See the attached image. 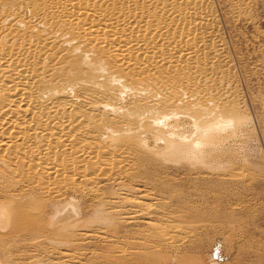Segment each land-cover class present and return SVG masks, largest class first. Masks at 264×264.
<instances>
[{
  "label": "bare ground",
  "instance_id": "6f19581e",
  "mask_svg": "<svg viewBox=\"0 0 264 264\" xmlns=\"http://www.w3.org/2000/svg\"><path fill=\"white\" fill-rule=\"evenodd\" d=\"M205 1L0 0V264H42L44 258L38 254L47 242L67 248L82 240L80 231L74 240L67 235L84 223L78 220L83 212L61 187L65 181L76 185L82 178L91 180V173L84 170L85 158L97 162V153L102 162L94 163L95 173L123 177L128 170L121 153L142 155L152 149L145 151V142L142 147L141 141L136 142L147 132L145 127L155 126L168 134L164 138L169 151L182 150L202 164L212 157L208 149L223 140L219 134L226 127L228 131L232 115L223 113L227 108L223 103L218 106L198 74L187 72L198 65L207 38ZM75 50L88 63L101 62L106 80L93 82L69 64ZM110 80L117 82V94L108 90ZM129 87L139 92L129 96L120 92ZM102 107L116 112L126 107L127 113L145 108L147 113L141 123L122 119L119 126V116L109 117ZM162 111L169 113L156 121ZM205 112L211 119L199 122ZM182 114L196 119L191 142L189 133L180 135L171 129L178 122L172 123L174 117ZM180 139L188 144L179 145ZM74 163L78 173L73 171ZM28 170L40 177L43 198L23 185L20 171ZM52 203L56 210L48 215ZM130 204L134 209L129 214L149 215L148 204ZM93 227L88 230L94 231ZM155 229V239L170 237V228ZM74 260L84 264L80 256Z\"/></svg>",
  "mask_w": 264,
  "mask_h": 264
},
{
  "label": "rangeland",
  "instance_id": "374dc122",
  "mask_svg": "<svg viewBox=\"0 0 264 264\" xmlns=\"http://www.w3.org/2000/svg\"><path fill=\"white\" fill-rule=\"evenodd\" d=\"M206 1L208 34L204 46L200 47L202 57L198 56V65L187 72L194 77L198 74L207 83L208 90L213 91L218 106L223 103V109L227 108L222 111L232 115V125L228 127L234 131L229 128L227 131L226 127L219 134L223 140L219 138L215 147H209L212 157L203 164L191 157L190 160L182 150H167L164 137L168 134L155 126L145 127L147 132H142L144 135L140 134L136 141H141L140 146L145 142V151L155 148L153 151L149 149L150 152L142 155L138 152L136 156L120 154L128 170L123 177L100 170L95 173L94 163L102 162L100 153L96 154L97 162L85 158L84 170L91 173L92 179L82 178L76 185L65 181L61 187L66 198L74 197L79 202L84 215L78 219L84 223L66 234L74 240L80 231L82 240L67 248L47 242L38 254L43 256L44 259L39 258L45 264H75L76 256L84 259V264H264V0ZM74 53L69 64H75L93 82L106 80L101 62L88 63L78 57L79 50ZM108 82L110 93L117 94V82ZM122 91L128 92V96L139 92L132 87ZM126 109L116 112L102 107L103 111L110 112L109 117L119 116V126L122 119L141 123L147 113L145 108L130 113ZM168 113L159 112L155 120ZM175 117L172 123L178 122L175 128L171 127L173 132L189 133L188 141L191 135L196 136L195 118L183 114ZM211 117L205 112L199 122L206 123L204 120ZM105 133H101L102 139ZM180 140L179 145L187 141ZM177 151L183 153L179 155ZM78 167L74 163L75 173L79 172ZM20 173L23 185L36 191L33 196L43 198L40 177L29 170ZM130 202L148 204L149 215L129 214L134 209ZM55 205L47 207L48 215L56 210ZM91 226L94 231L88 230ZM154 226L170 228L169 240L155 239L158 230Z\"/></svg>",
  "mask_w": 264,
  "mask_h": 264
}]
</instances>
